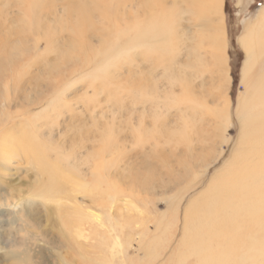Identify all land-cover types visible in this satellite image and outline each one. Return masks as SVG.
I'll use <instances>...</instances> for the list:
<instances>
[{
	"label": "bare ground",
	"instance_id": "obj_1",
	"mask_svg": "<svg viewBox=\"0 0 264 264\" xmlns=\"http://www.w3.org/2000/svg\"><path fill=\"white\" fill-rule=\"evenodd\" d=\"M179 1L188 2L191 8L196 9L197 14L201 12V16L197 17V21H201V23L198 22L201 25L197 31L198 35L205 34L206 43H210L211 47L212 44L218 47L222 56L226 48V30L223 20L219 19L217 24L210 13L220 15L224 0H176V2ZM103 2H106L104 6ZM19 3V18L13 17L6 26L0 25V33L2 31L6 33L4 38L0 35V83L6 82L8 78L14 79L13 74L17 66L30 53L39 58L41 65L48 64L50 76L48 80L51 85H59L62 82L61 78L53 80V77H59L60 69L71 62L74 64L73 71L82 74H88L89 64L94 65L98 61L102 63V66L110 65V69L114 68L116 71L123 70L125 65L128 68L130 65V69L134 70L128 76V79L133 80L129 82L127 78L121 79L120 84L123 85L118 87V90L122 88L121 93L126 90L125 92L131 94L132 100H130L131 103L130 101L127 103V110L124 112L121 107L119 115L109 122L112 128L102 132V138L97 141L94 139L96 142L91 148H87V153L89 149L97 150L87 157L92 165L85 166L80 162V169H78L72 161L65 163L63 159L48 165L45 180L42 183L47 187L44 190H47L48 201L54 202L57 206L55 209L61 214L60 219L65 232L59 227L60 236L57 240L50 237L46 230L39 231L38 234L34 233L31 227L40 224V218L36 219L37 210L35 207H24L25 215L20 214V220L26 223L25 231L30 235L29 238H36V241L43 238V242L45 241L52 249L39 246L33 253L29 241L22 237L23 234L21 235L24 231L22 229L24 223H21L22 228L20 227L18 231L8 229L7 244H5L11 249H7L10 259L7 264H140L132 255V259L127 261L126 253L134 241L138 242L137 251L142 250L145 254L144 258H147L142 264L159 262L172 237H169L170 227L167 215L164 213L161 219H156V222L155 218L158 217L150 218L153 221L152 224L155 222L153 226L156 230L152 231L150 228L152 224L149 226L152 221L147 216L149 212L145 214L143 207L140 206V202L144 200L135 191H142L143 188L150 190L155 184L161 185L162 188L170 185L169 190L174 191L177 184L188 179L184 172L189 169L188 163L183 165L179 175L175 176L164 164L168 159L165 155L167 159L164 158L161 164L164 165L163 169H166L165 174H168L170 178L164 177V179L159 172L160 164L154 165L150 161L154 156L151 152L163 143L161 135L165 137L166 143L168 137H188V130L192 128L190 111L185 110L184 103L182 127L178 129L174 127L172 131L165 129L169 124L165 119V112L170 111L172 107L169 106L170 103L176 102L178 97L176 86L180 85L183 93L191 92L195 80L192 70L194 67H189L192 65L191 59L189 62L180 63L178 56L173 52L172 44L169 43L172 37H170V25L173 22L166 20L164 23L159 19L149 21L150 17L138 19L142 18L140 15V17L135 15L138 7L145 12L143 9L146 3L143 0L142 2L140 0H65L59 7L57 0H21ZM52 16L54 18L51 19ZM19 24L23 27H19ZM64 32L69 34L68 42L66 40L68 50L71 48L73 52H76L72 56L63 49L66 45L65 34L62 36ZM76 33L81 35L79 38L84 42L78 51H76L77 47L75 49V43L69 42L70 34ZM27 34L34 36L31 47L24 45V43L32 42L26 36ZM95 34L97 38L94 41L98 40L99 47L110 42L105 51H97L98 46H93L92 36ZM103 36L107 37L104 45L101 43ZM238 42L246 53L241 69L245 93L244 97L239 99V106L235 111L239 129L241 127L242 131L238 149L234 154V162L228 164L220 174L212 178L208 188L201 195L189 200L183 210L181 236L177 247L170 258L160 264H264V66L262 65L264 63V7L257 20L253 19L245 24ZM44 44L48 49L43 53L46 60L40 53ZM49 51L55 53L54 60L48 57ZM86 51L91 53L96 51L97 60L92 57L87 65L85 63L87 59L81 60V55ZM139 51H141L140 54H138ZM152 52H158V55L169 53L174 65H171L170 69L167 67L169 71L163 69L162 76L156 73L153 76L155 81L151 83L149 75L144 73V68L147 67L145 64L147 56H150ZM223 57L220 59V64L226 66V57L225 60ZM202 59L203 56L199 53L195 56L193 64L195 65V62L202 64ZM177 62L180 67L175 65ZM113 80L117 81L115 77ZM131 82H133L132 87L127 86ZM13 85L15 87V82ZM25 88L22 84L19 89L25 93ZM167 89L166 92L170 94L168 104L163 99L168 95L165 92ZM60 92L63 93L64 90H59L57 95ZM60 95H53V101ZM8 98L9 95L6 94L2 99L5 107L9 106ZM226 100L225 106L216 109V113L221 118H226L228 124L231 122L230 98ZM188 107H190L189 103ZM46 109L45 111H48V107ZM40 111L38 114L42 115L43 111L42 113ZM152 112L162 113V116H165L163 119L166 121L162 120L159 128L155 127L157 124H154L160 119L157 116L153 117L150 124L148 123L149 117L146 114L151 116ZM148 125H154L153 127L157 128L153 129L154 134L153 131L151 132L152 129H148ZM4 136L5 152L1 158L5 159L2 163H7L16 155L11 148L14 146L12 142L16 136L14 133L12 135L7 133ZM100 142L102 146L97 149ZM147 145H150L151 150L143 152L142 149H147ZM69 153L72 157L76 153L79 154V152ZM70 154L64 155L66 160ZM82 155L85 156V152ZM138 155L142 156L140 161L141 168L145 170L143 172L140 171L139 164L130 165L131 160L139 157ZM127 163L129 164L126 165ZM135 167V171H129V169L134 170ZM126 170L129 171L128 174ZM204 173L205 171L201 172V174ZM153 180L158 181L154 184ZM129 182L132 186L130 184V186H122ZM128 190L132 200L126 199L127 204L122 208L117 205L118 196L121 191ZM7 198L10 200L9 197ZM2 201L1 198L0 208L8 206L5 200ZM70 201L72 205L67 207ZM180 201L177 205H171L170 211L176 217L177 223L176 215L179 214ZM109 248L110 251L107 252Z\"/></svg>",
	"mask_w": 264,
	"mask_h": 264
},
{
	"label": "rangeland",
	"instance_id": "obj_2",
	"mask_svg": "<svg viewBox=\"0 0 264 264\" xmlns=\"http://www.w3.org/2000/svg\"><path fill=\"white\" fill-rule=\"evenodd\" d=\"M20 1L21 0H0L1 27L9 24L8 22L13 17L19 18ZM64 1L65 0H57L58 7L62 5ZM140 2H142V0H140ZM143 2L146 3L143 9L145 12H142L140 7H138V12L136 11L137 13H135V15H138V17L142 16V18L138 19L150 17L148 19L149 21H157L156 19H159L160 22L164 23L166 20L173 22L170 25V37H172L169 43L172 44L171 47L174 49L173 52L178 56L177 58L180 63L189 62L191 59L190 63H192V65H189V67H194L192 70L194 71L195 77L191 92L185 93L184 91L183 93L181 86H176L178 91L176 102L170 103L169 106H172L170 111H167V113L165 112V119L169 122L165 129H169V131H172L174 127L178 129L183 125L184 109L182 107H184L185 103V110L190 111L192 127L188 130V137H168V142L165 143V137L161 135V142L163 143L160 142L161 144L157 149L151 152L154 156L150 155L153 156L150 159L151 163L154 165L160 164L159 166L161 169L159 168V172H161L163 178L166 177V179L170 177L168 174H165L164 171L166 169H163L164 165L161 164L164 158H168L164 164L167 169L171 170H169V172H172L175 176H178L183 169V165L188 163L189 169L184 171L188 179L184 180L179 185L177 184L174 191L169 190L170 185L166 186V188H162L159 184L156 185L155 183L158 180L152 181L153 183L155 182V186L150 190L143 188L144 191H138L134 188V190H136L135 193L138 195L140 194L139 196L144 200V202H140V206L143 207L141 208L145 211V214L149 212V214L147 213L149 219L151 217L152 219L158 217L155 218L156 222V219H161L164 213L167 215L170 227L169 237H172L163 257L159 262L155 263L160 264L167 261L177 247V242L181 236L183 210L189 200L201 195L208 188V184L212 178L220 174L228 164H233L234 162V154L238 149L242 131L241 127L239 129L235 111L237 106H239V99L243 98L245 93L241 69L246 59V53L239 44L238 38L248 21H253V19L257 20L264 7V0H224L222 13H220V15L210 13L212 18H214V20L216 19L215 21L217 24L219 23V19L223 20L226 30V48L222 56L219 53L218 47H214L213 44L211 47L210 43H206L205 34L203 36L198 35L197 31L201 27L198 22L201 23V21H197V17L201 16V12L197 14L196 9L191 8L188 2H176V0H147V2L143 0ZM103 3L104 6L106 2ZM5 11L6 14H4ZM8 18L9 20H6ZM52 18L54 17L52 16L51 19ZM20 26L23 27L22 24H19V27ZM2 32L0 35L4 38L6 33ZM63 35L66 44L69 34L64 32L62 36ZM70 35L71 39H69V42L73 41L75 43V49L77 47L76 51H78V48L84 43L80 39L81 35H79V33ZM26 36H28V39H31L32 42L28 44L24 43V45L31 47L34 42V36L28 34ZM75 36L78 37V39ZM96 36V34L92 36L94 47L99 44L98 40L94 41L97 38ZM106 39V36L102 37L101 43H103V45ZM109 43H106L103 47L98 46L96 50L101 52H103V50L105 51ZM45 46L46 44L40 49L41 57L46 50L48 51ZM67 47L68 45L66 44L63 48L66 53L68 51V54L71 56L76 53L73 52L71 48L68 50ZM141 51H139L138 54H140ZM95 52L96 51L91 53L90 51H86V53L81 55V60L87 59L85 62L87 65L92 60V57L97 60ZM199 53L203 56L202 60L205 63L202 62L201 64L200 62V64H198L195 62L196 64L194 65L193 61L195 60V56H198ZM150 54L151 55H148L146 59L147 62L145 64L147 67L144 68V73L147 74V76L149 75L148 77L152 83V81H155L153 76H155L156 73L162 76L164 74L163 69L169 71L168 68L174 64L172 63L173 58L170 59L169 53L167 55H158V52H152ZM33 55L35 54L30 53L23 62L19 63V66H17L13 74L15 80L13 78H8L6 82L0 83V199L2 198L3 201L5 200L6 205H8L0 208V264H7L10 262L7 249L9 250L11 248L6 245V236L9 230L18 231L21 227V223H24L22 224V227L23 225L24 227H21L24 230L21 235L23 234L22 237L29 241L33 253L36 252L39 246L40 248L43 246L52 249L45 241L43 242V238L40 241H36V238H29L30 235L25 231L27 225L23 220H20L21 215H25L23 209L30 206V208L35 207L37 210L36 219L38 220L40 218V226L31 227L34 233L38 234L39 231L44 232L46 230L45 232L49 234L50 237L57 240L60 236L58 228L61 227L63 230L64 227L60 219L61 214L55 209L57 208L56 204L48 201L47 190H44V188L46 189L47 187L42 183L45 180L48 165L61 159H63L65 163H68L69 160L72 161L73 165L78 169H80V162L85 166L92 165L87 157L89 155L91 156L97 150L89 149V153H87V148H91L92 144L95 143L97 139L102 138V132L104 133V131L112 128V124L109 122L119 115L121 107L123 111L127 110V103L132 100L130 99L131 94L125 92L126 90L122 93L120 92L122 88L118 90V87L123 85L120 84L122 83L121 79H128L129 74L134 70L130 69V65L129 68L125 65L123 70L119 71L118 69L116 71L114 68L110 69V65L104 64L102 66V63L98 61L94 65L89 64L90 71L87 70L88 74H82L78 71H73L74 64L71 62L67 65L65 64L60 69L59 77H53V80L61 78L62 82L59 83V85H51L48 80L50 77L48 64L41 65L39 63V58ZM44 56L43 59L45 58ZM48 57L54 60L55 53L49 51ZM114 57L115 56H113V58ZM221 57H223L224 60L226 57V66L220 64ZM129 59H131V57H129ZM175 65L180 67L178 62ZM262 65L264 66V63H262ZM114 77L117 81L113 80ZM196 77L199 78L196 79ZM128 80L130 82L133 79L131 78V80ZM14 82L16 84L15 87L13 85ZM180 83L181 82H179V84ZM22 84L24 88L26 87L25 93L19 89ZM132 84L133 82L129 83L127 86L132 87ZM59 90H64V92L58 93V95L61 94V97L59 96L57 100L55 99V101H53V95L56 94V96H58L57 92ZM166 91H168V89L165 90V92ZM166 93L168 94V92ZM6 94L9 95L7 101L9 106L7 105V107H5V103L2 101ZM169 97L170 94L163 97L167 104L169 103ZM228 97L230 98L231 122L227 124L226 118L223 119L220 115H217L216 109L218 110L225 106V100ZM188 103L190 107H188ZM44 107H48V111H45L46 108ZM178 107H180V109ZM39 111L41 113L43 111L42 115L38 114ZM152 114L151 116L150 114H146L149 117L147 118L148 123L150 124L153 117L157 116L160 119L158 123L154 124H157L155 127L159 128V123L165 120L163 119L165 116L159 113L160 116L158 112H152ZM153 126L154 125H148V129H152L151 132L155 129ZM7 133H11V135L14 133V136H16L12 142L14 146L11 147L16 155L13 156V160H10L11 162L2 163V161L5 160L1 158L5 152V145H3L5 141L4 135ZM152 133L154 134L155 132L153 131ZM94 139H96V141H94ZM101 146L102 142L97 145V149H100ZM147 146V149H142L143 152L151 150L150 145ZM69 152H79V154L76 153L74 157H72V154ZM83 152H85V156L82 155ZM67 154H70V156L66 157V160L64 155ZM163 155H166L167 158ZM138 156L139 157L136 158L137 160L134 158L131 160L130 165L139 164L140 171L143 172L145 170L141 168L142 156ZM128 164L129 163L126 165ZM135 170L136 167L134 170L129 169L130 172ZM129 171L126 170V174H128ZM203 171H205V173L201 174ZM130 182L122 186L131 185ZM173 184L175 185V182ZM122 186L121 190L123 189ZM130 188L128 189L130 190ZM129 190L125 192L119 191L118 206L123 208L127 204L126 201L128 200L126 199L132 200L130 197V191L132 190ZM7 197H9L10 200H8ZM19 199L21 200L19 201ZM179 201L181 205L178 210L179 214L176 215L178 219L177 223L176 217L173 212L170 211L172 208L171 205H177ZM71 205L70 201V204L66 206L68 207ZM144 207H146V209ZM20 211L22 213H20ZM51 212L52 214H49ZM116 212L117 211H115V213ZM24 217L25 216H23V218ZM155 222L152 224V221L149 224V226L152 224L150 226L152 231L156 230L154 227ZM176 224H178L177 227ZM137 245L138 242L134 241L129 251L126 253L128 255V259H126L128 261L134 257L135 261L142 264L147 258H144L145 254L142 250L137 251ZM110 248L107 252L110 251ZM56 250L53 249V251Z\"/></svg>",
	"mask_w": 264,
	"mask_h": 264
}]
</instances>
